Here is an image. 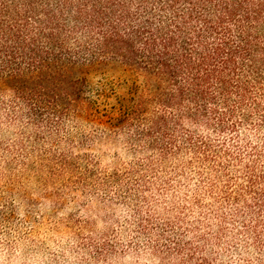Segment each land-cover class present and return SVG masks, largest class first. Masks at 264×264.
<instances>
[{"label": "rangeland", "instance_id": "374dc122", "mask_svg": "<svg viewBox=\"0 0 264 264\" xmlns=\"http://www.w3.org/2000/svg\"><path fill=\"white\" fill-rule=\"evenodd\" d=\"M21 3L0 0L1 30ZM86 80V100H22L0 86V264H264L253 232L264 226L251 228L249 196L232 200L234 164L163 155L137 127L108 126L106 114L132 106L121 99L142 86L135 74ZM155 110L149 101L144 113Z\"/></svg>", "mask_w": 264, "mask_h": 264}, {"label": "trees", "instance_id": "16d2710c", "mask_svg": "<svg viewBox=\"0 0 264 264\" xmlns=\"http://www.w3.org/2000/svg\"><path fill=\"white\" fill-rule=\"evenodd\" d=\"M21 1L0 29V86L22 100H86L87 75L135 74L142 86L121 99L132 106L107 125L137 127L163 155L184 148L223 172L234 164L232 200L249 196L251 228L264 226V0Z\"/></svg>", "mask_w": 264, "mask_h": 264}]
</instances>
